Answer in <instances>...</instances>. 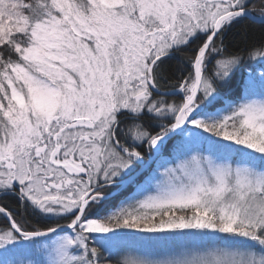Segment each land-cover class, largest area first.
I'll list each match as a JSON object with an SVG mask.
<instances>
[{
  "label": "snow or ice",
  "instance_id": "1",
  "mask_svg": "<svg viewBox=\"0 0 264 264\" xmlns=\"http://www.w3.org/2000/svg\"><path fill=\"white\" fill-rule=\"evenodd\" d=\"M0 264H264V0H0Z\"/></svg>",
  "mask_w": 264,
  "mask_h": 264
},
{
  "label": "trees",
  "instance_id": "2",
  "mask_svg": "<svg viewBox=\"0 0 264 264\" xmlns=\"http://www.w3.org/2000/svg\"><path fill=\"white\" fill-rule=\"evenodd\" d=\"M248 29V26L245 24H241L236 26L232 32H230L228 34V36L226 37V43H228L229 45H235V44H239L241 46H244L245 43H251L254 40L259 38V31L258 29H252L251 31H249V34L247 36V40L245 38V32ZM176 63L173 62L170 65H168L166 67V71L169 72V74L173 73L176 71ZM248 69L245 68L244 71L246 72ZM240 77V73L237 74V79H239Z\"/></svg>",
  "mask_w": 264,
  "mask_h": 264
},
{
  "label": "rangeland",
  "instance_id": "3",
  "mask_svg": "<svg viewBox=\"0 0 264 264\" xmlns=\"http://www.w3.org/2000/svg\"><path fill=\"white\" fill-rule=\"evenodd\" d=\"M258 71V70H257Z\"/></svg>",
  "mask_w": 264,
  "mask_h": 264
}]
</instances>
